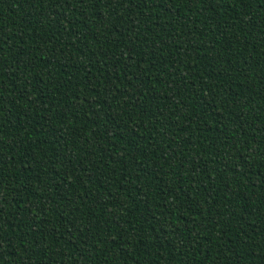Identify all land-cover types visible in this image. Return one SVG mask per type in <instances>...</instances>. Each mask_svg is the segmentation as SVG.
Returning <instances> with one entry per match:
<instances>
[{
	"label": "trees",
	"instance_id": "16d2710c",
	"mask_svg": "<svg viewBox=\"0 0 264 264\" xmlns=\"http://www.w3.org/2000/svg\"><path fill=\"white\" fill-rule=\"evenodd\" d=\"M0 264H264V0H0Z\"/></svg>",
	"mask_w": 264,
	"mask_h": 264
}]
</instances>
